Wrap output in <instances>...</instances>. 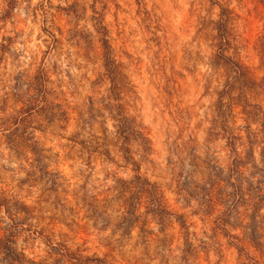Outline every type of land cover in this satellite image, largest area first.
I'll list each match as a JSON object with an SVG mask.
<instances>
[{
  "label": "rangeland",
  "instance_id": "1",
  "mask_svg": "<svg viewBox=\"0 0 264 264\" xmlns=\"http://www.w3.org/2000/svg\"><path fill=\"white\" fill-rule=\"evenodd\" d=\"M185 3L201 8L207 5L208 15L196 17L197 38L215 42L217 50L209 57V64L227 76L223 87L212 89L211 93V81H205L202 86L203 95L216 97L203 148L184 128L194 119L193 111L172 103L184 92L182 77L170 70L169 58L161 55L179 37L163 11L161 15L155 14L162 5L179 12ZM129 8L134 16L129 15ZM214 9L218 10L216 19L211 18ZM37 13L40 30L48 37L45 57L63 44L76 49L85 59L95 50L97 40L104 48L109 75L114 80L113 95L123 104L112 106L118 120L114 137L105 135L99 118L107 110L96 102L107 95L110 82L106 78L96 83L93 77L89 87L94 86L100 95H94L92 102L89 100L85 108L73 113L61 99L62 94L57 93L58 85L54 87L50 79L49 72L58 67L55 61L49 57L51 69L43 59L29 69L23 68L24 52L16 48L18 43H25L22 39L25 33L19 24H27L29 17L36 24ZM61 21L69 25L66 31ZM134 21L148 35L149 47L158 50L148 74L157 98L171 109L178 127L175 134L170 128L164 133L171 140L168 167L174 173L172 190L177 202L183 200V207L196 204L190 214L178 208L173 210L169 204L173 194L166 193L168 202L163 186L149 183L143 175L131 182L117 181L112 196H96L87 189L90 174L81 170L82 183L75 187L74 171L83 161L89 168L92 165L99 168L100 163L114 164L117 162L114 152L128 161L132 145L143 151V164L156 167L148 159L152 146L135 114L137 92L133 75L139 72L137 61L129 57L125 67L114 63L115 59L127 60L121 51L131 49L127 43L121 49L122 41L117 37L124 36ZM89 24L95 29V37L88 30ZM241 26L247 28V44L264 63V0H38L34 8L31 0H0V264H112L115 257L111 252L99 254L88 247L91 235L103 233L110 226L114 234L119 233L120 240L113 246L111 241L98 238L97 243L102 247L113 250L123 247L135 229L134 248L140 249V256L133 257L132 264L151 259L153 255L161 264H168L165 251L174 241V233L170 231L174 224L182 235L183 264H192L201 253L207 258L209 252L217 257L215 264H228L233 252L238 264H259L252 252L264 257L262 145L250 147L247 131L263 129L264 88L254 83L240 62L235 34ZM169 32L173 33L171 39ZM58 35L64 36V40L58 39ZM230 49L232 55H225ZM181 52V66L191 75L199 57L186 46ZM9 65L15 71L10 72ZM66 75L72 79L70 73ZM75 118L78 130L73 131ZM240 119L242 124L237 125ZM196 127H200L199 123ZM232 135L241 139L233 141ZM250 148L254 160L250 157ZM216 149H222L219 160ZM236 151L241 158L239 163L234 161ZM227 154L228 161L224 160ZM31 192L29 202L39 197V207H32L19 198L20 193ZM113 205L124 210L115 220L107 215V209ZM46 212L50 213L47 217L43 215ZM37 218L47 219L49 225L37 229L32 224ZM200 221L207 226V240L200 238L193 243L195 234L189 229ZM152 223L158 233L150 227ZM22 238L29 244L33 239L42 240L48 248L46 257L30 260L22 250ZM8 255H12V260Z\"/></svg>",
  "mask_w": 264,
  "mask_h": 264
},
{
  "label": "clouds",
  "instance_id": "2",
  "mask_svg": "<svg viewBox=\"0 0 264 264\" xmlns=\"http://www.w3.org/2000/svg\"><path fill=\"white\" fill-rule=\"evenodd\" d=\"M38 0H31V5L34 8ZM207 5L201 8L199 5H193L191 3H185L179 12L170 6H161L156 10V15H161L163 13L168 17V19L174 25V33L179 37L172 47L166 49L161 55L166 56L170 60V70L177 72L181 75L180 83L184 88L183 94L179 95L172 103L176 107H184L191 109L194 113V119L189 121L184 128L189 130V133L195 137L198 144L203 148L204 140L206 136V129L210 127V120L212 115V105L215 101V95H203V84L205 81H211L212 89H220L223 87L227 76L218 70H213L209 64V57H211L216 52L215 42L208 40L203 42L197 38L196 33V17L197 15H208L205 11ZM218 10H213L211 13V18L216 19V12ZM239 12V10H237ZM128 13L130 16H134V11L129 8ZM243 15V13H239ZM39 16L37 13V23L33 24L31 18L29 17L27 24H19V28L24 30L25 36L22 39L25 43L17 44L16 48L24 52L21 57L23 60V68L29 69L30 65L34 66L38 64L41 59L44 60V64L50 69L52 65L49 62V57L52 61H55L57 67L56 71H50V79L54 82L53 86L56 87L58 94H62L61 99L65 101L66 106L73 113L79 112L82 108H85L89 100H93V96L100 95L96 92L94 86L89 87L93 84V77L96 78L95 82L99 83L103 79H107L110 82V86L106 89L107 95L99 99L98 103L103 104L104 108L107 110L106 115L102 113L99 118L103 123V128L105 130V135L112 138L115 136L118 127V120L115 118L116 113L112 106L120 105L123 106L122 101L113 95V77L109 75L108 64L105 58V50L102 45L97 42L95 43V50L85 59L82 55H78L77 50L69 47L67 44H63L60 48L53 49L45 57L44 53L47 51L45 41L48 37L44 35L39 26ZM21 17L23 14L21 13ZM107 22H110L106 18ZM61 26L65 28V31L69 25H64L61 21ZM88 30L92 32L93 36H96L95 29L91 24L88 25ZM169 39L173 35L169 32ZM235 43L239 50L240 62L248 69L249 75L251 76L254 83L260 87L264 88V63H262L261 58L256 54L254 49L247 44V28L241 26L237 29ZM58 39L64 40V36H59ZM113 39V38H112ZM122 41L121 49H123V43H127L131 51H121L123 56L127 58L126 62L119 60H114L120 67H125L129 64V57L137 61L136 67L138 68V74H134L135 85L137 92V100L135 102L136 118L137 122L144 131L145 137L150 141L151 153L148 159L153 161L156 167L152 165H145L141 161L144 157V153L137 146L132 145L129 147L130 160L126 161L120 158L117 153H113L116 156V163L114 164H102L100 167L96 168L92 165L90 168L84 163L80 164L78 169L74 171V176L77 177L75 187L82 183L80 179V171L86 175L90 174V181L87 184V189L92 195L99 196L104 194L107 196H112L115 194L114 189L117 181L131 182L138 175H143L144 178L149 183H159L162 185V190L165 194V199L169 202L166 193H172L174 199L169 202L172 209L178 211L182 210L185 214H190L195 208L196 204L193 202L189 207H183L184 201L178 200L173 192L174 185H172V178L174 173L168 167V144L171 140L165 136V130L169 129L172 133H177L178 127L174 123V117L172 116V111L170 108L162 105L154 92L153 82L148 74V69L154 58V54L158 51L155 48H150L147 44L148 35L143 33L142 29L137 27L136 22L128 26V31L124 36L117 37ZM190 48L194 55H198L199 59L193 66L192 74L190 75L182 65V47ZM225 55L231 56L232 50H228ZM8 70L15 71L11 65H9ZM66 73H70L72 79ZM125 75H129L126 71ZM132 76V79H133ZM251 99V97H249ZM239 112V108L236 109ZM110 122V123H109ZM199 123L200 127L197 128L196 124ZM237 125L242 124L240 119L236 121ZM69 123L66 125L68 129ZM78 130V120L75 118L73 122V131ZM95 131V130H93ZM90 134V133H85ZM37 135V134H36ZM38 136V135H37ZM175 138V137H173ZM63 145H61L62 147ZM222 150V149H221ZM221 150L216 149V155L218 160L220 159ZM173 159H177L173 156ZM224 160L228 161V154L224 156ZM185 164L187 162L185 161ZM12 167H16L15 164ZM19 175H23L20 173ZM247 175V173H245ZM171 185V187H169ZM33 196L28 193H20L19 198L23 199L24 202L32 207H39V197L30 201ZM123 208L119 205H113L107 209V215H109L113 220L117 219L122 213ZM143 206L140 208V212L143 213ZM47 214V215H46ZM45 217L50 215V213H44ZM7 220V217H5ZM47 219L40 220L37 218L32 221V224L37 228H43L45 225H49ZM150 227L154 232L158 233L157 226L152 223ZM207 226L202 224L201 221L199 225L195 224V227L189 229L190 232L194 233L193 243H196L198 239L203 238L207 240L205 232H207ZM55 231H60L56 229ZM174 233V241L169 245V248L165 251V256L167 258L168 264H183L181 260L182 255V235L178 225H173L170 229ZM98 238L102 241H111L113 246L117 245V241L120 240L119 233H113L112 227L110 226L103 233L93 234L89 237L90 243L88 245L92 251H96L99 254L105 252H111V255L115 257L112 264H132L133 257L140 256V249L134 248L137 232L133 229L130 233V238L124 243L123 247H116L115 250L109 247H102L97 243ZM22 250L24 254L33 261H40L44 259L47 255L48 248L47 245L40 239H33L31 244L21 240ZM252 256L255 260L259 261V264H264V257H261L258 253L252 252ZM217 257H215L211 252L208 253L207 258H205L204 253L200 254V257L193 261L192 264H215ZM139 264H161V260L158 257H153L147 260H141ZM228 264H238L235 259V253H231L228 257Z\"/></svg>",
  "mask_w": 264,
  "mask_h": 264
},
{
  "label": "trees",
  "instance_id": "3",
  "mask_svg": "<svg viewBox=\"0 0 264 264\" xmlns=\"http://www.w3.org/2000/svg\"><path fill=\"white\" fill-rule=\"evenodd\" d=\"M111 73H112V71H111ZM249 106H251V105H249ZM251 113H252V111H251ZM262 126H263V129L258 131V132H252V131H250V129H248L247 134H248V139H249L248 144L250 147H252L254 144H261L262 145L261 159H262V163H263L262 166H263V170H264V124H262ZM238 139H241V137L240 136L235 137L233 135L231 136V140H233V141L238 140ZM250 150H252V149L250 148ZM250 157L254 160L253 150L250 153ZM234 161H235V163L241 162L240 155L237 153V151H236V158ZM262 172H264V171H262ZM261 176L264 179V173ZM160 207H161V205L158 202L157 209L160 210L161 209ZM63 256H65V255H63ZM8 258H10V260H12L13 257H12V255H8Z\"/></svg>",
  "mask_w": 264,
  "mask_h": 264
}]
</instances>
